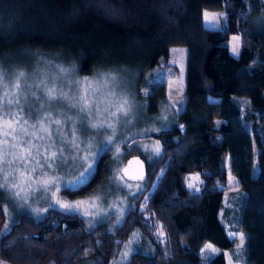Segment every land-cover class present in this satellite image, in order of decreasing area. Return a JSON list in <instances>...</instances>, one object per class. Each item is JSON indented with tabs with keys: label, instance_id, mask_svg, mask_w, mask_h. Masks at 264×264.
<instances>
[{
	"label": "trees",
	"instance_id": "1",
	"mask_svg": "<svg viewBox=\"0 0 264 264\" xmlns=\"http://www.w3.org/2000/svg\"><path fill=\"white\" fill-rule=\"evenodd\" d=\"M204 9L224 10L222 26H205ZM262 16V0H0V63L43 56L75 65L76 74L127 69L136 89L148 90L150 112L166 95L154 70L172 65L171 46L187 49L184 107L170 125L143 136L159 141L161 155L122 223L113 231L106 221L86 228L78 214L56 208L7 223L0 190V260L117 264L139 228L154 251L133 252L124 264H226L223 250L238 243L230 230L246 236L241 264H264V26L256 23ZM232 33L241 36L238 56L231 54ZM106 155L92 179L68 195L101 183ZM228 169L239 184L231 193ZM205 243L221 251L207 257Z\"/></svg>",
	"mask_w": 264,
	"mask_h": 264
},
{
	"label": "rangeland",
	"instance_id": "2",
	"mask_svg": "<svg viewBox=\"0 0 264 264\" xmlns=\"http://www.w3.org/2000/svg\"><path fill=\"white\" fill-rule=\"evenodd\" d=\"M205 13H207L209 21L214 22L219 27L222 26L225 20L224 10L204 9L203 10V23L205 26L214 27L213 23L205 22ZM234 36H240L239 33H232L229 38V46L231 47L236 43L233 40ZM241 37V36H240ZM241 46V41H240ZM170 58L169 62L172 64L169 67L161 66L156 68L153 72V80L166 83V95L158 105L157 112L149 111V98L148 90L136 89L135 74L127 69L121 70H101L92 72L89 74H76L72 71L68 74V78L74 80H83L87 77L89 80L95 82L100 79L101 73H111L116 77V91L126 95L132 102L131 113L128 117H122L119 122L115 120L106 121V113L102 116H96L95 114L90 117L92 122L99 123L101 121L111 122L115 126V132L111 129H87L81 130L77 133L76 142L80 145L78 153H65L66 155L77 156L75 161H70L67 166H53L51 169L45 168L43 171L37 170L35 173L29 172V169L25 168L22 164L14 165L18 167L19 171L25 173L20 175L16 173L14 177H10L11 183H17L18 188L16 190H9L7 188L0 189L3 192V204L6 213V222L14 220L19 214L25 213L33 216L36 219L42 218L46 212L51 208H56L63 212L56 201L61 204H73L78 206V215L82 217L86 228H91L99 222H108V227L111 231L115 230L123 221L126 213L129 209L134 207L139 195L145 190L147 181L133 182L124 179L120 170L125 164L127 158L132 155H139L146 163L147 171H149L156 160L161 155V146L159 141L154 138L145 139L146 136L152 132H158L162 128L167 127L172 118V114L177 113L183 109L185 104L186 92H185V68H186V56L187 49L184 45H174L169 48ZM15 62H7L9 65H2L3 70L10 75L17 71H25L28 75V84H33L32 91L36 92V95L40 97V100H36L27 87L24 86V81H21L22 88L19 94L20 105H25L24 96H27V104L35 105L39 108L40 103H44L45 107L40 110L39 115H28L27 107H24V111L21 112L20 107H13L11 109L0 110V144L3 143L5 138L8 139L9 144L13 143L12 136H16L19 140L23 137V133L20 131V125H15L16 131L8 129L12 132V136L5 137V129L3 121L13 120V115H4V113L19 114L23 119L20 123L23 124L24 120H27V124H23L28 129L29 133H35L37 136L44 135L39 131V124L37 121L46 113L51 112L53 119H61L64 117L57 115L56 109L59 108L65 112L68 116H72L74 119L78 117V113L75 110H68L67 106L56 105L49 107L44 98L43 93L35 88V82L39 81L42 77L40 73H46L48 76H61L62 74L55 67L56 65L68 68L67 64L61 63V61L53 60L46 57H36L30 60H14ZM47 62H51L49 65ZM173 64L177 65L173 66ZM69 69V68H68ZM52 81L49 80L48 87H52ZM60 81L56 82V87L60 88ZM95 86V83L93 84ZM84 87H88L87 84ZM112 85L109 84L108 89L111 90ZM11 82H9V91H11ZM66 92H71V89L64 87ZM4 89L0 87V96L3 95ZM144 93H148L145 95ZM11 98V97H10ZM211 99V98H210ZM167 119H164V118ZM130 121V123H129ZM47 121L45 124L47 125ZM36 124V128H32L31 125ZM170 125V124H169ZM72 125L65 124L64 131H69ZM52 130H55L53 125ZM113 137L111 143L108 142V137ZM69 139L71 135L69 134ZM24 140H31L33 144L38 141L32 137H23ZM23 144V141H21ZM44 146V142H40ZM59 144V141H57ZM26 147V144H23ZM101 148H110L106 151H101L99 157L95 159V169L100 157L106 155V169L105 176L101 183L93 190L84 195H68L69 192L78 189L82 185H71L69 182L73 181L80 172L84 171L88 165L93 164V157H95L97 151ZM159 148L160 152L157 155L155 149ZM147 149V150H146ZM52 150H55L53 148ZM35 153V150H33ZM94 169V172H95ZM11 171V169H9ZM228 187L225 188V193H231L238 189L239 184L236 177L231 174L228 169L227 172ZM49 181L46 187H41L39 182ZM3 182L2 175H0V183ZM193 182L194 179H193ZM22 190V191H21ZM15 191H21V197L14 195ZM65 191V192H64ZM68 192V193H67ZM26 195V199L23 197ZM230 232L242 233L236 230H230ZM239 244V240L237 239ZM207 245H211L216 249V253L220 252L215 246L209 243H205L202 247L204 251L202 253L209 257ZM141 251L144 253H152L154 246L149 239L142 233L139 228L133 230L123 247L117 264H124L133 252ZM226 264H241L243 258V249L239 254L237 249L233 251L223 250ZM213 255V254H212ZM5 264H8L5 262ZM90 264H93L91 262Z\"/></svg>",
	"mask_w": 264,
	"mask_h": 264
},
{
	"label": "snow or ice",
	"instance_id": "3",
	"mask_svg": "<svg viewBox=\"0 0 264 264\" xmlns=\"http://www.w3.org/2000/svg\"><path fill=\"white\" fill-rule=\"evenodd\" d=\"M262 3H264V0H262ZM205 22L213 23L214 27H219V25L209 21L207 13H205ZM256 23L264 26V16L258 17ZM233 40L236 41V43L231 47V54L238 56L241 52V37L234 36ZM47 63L49 65L51 64V62ZM55 67L62 75L50 77L46 73L41 72L40 75L42 78L35 82V88L43 93L49 107L66 105L68 110H75L78 113V117L74 119L59 108L56 109V112L57 115L64 117L63 120L53 119L52 113L46 112L37 121V124H39V131L44 133V135L37 136L35 133H29L28 129L23 126V124L28 123L27 120H24L23 124L20 123L23 118L19 116V114L4 113V115L14 116L13 120L5 119L3 121L5 137L12 136V132H9L8 129H12L14 132L16 131L15 125H20V131L23 133V137H32L38 142L33 144L30 139L24 140L23 137L18 140L16 136H12L13 143L11 144H9L7 138L3 140V143L0 144V175H2L3 178V182L0 183V189L7 188L9 190H16L18 188L17 183L10 182V177H14L16 173L20 175H24L25 173L20 172L19 168L14 167V165L22 164L25 168L29 169V172L35 173L37 170L43 171L45 168L51 169L54 165L67 166L70 161H75L77 156L66 155L65 153L79 152L80 145L76 140L77 133L81 128L84 130L104 128L111 129L115 132L113 123L105 121L99 123L92 122L90 120L92 115L102 116L106 113V121L115 120L119 122L122 117L126 118L131 113L132 102L126 95L116 91V77L113 74L101 73L99 74L100 79L95 82L89 80L87 77L83 80H74L68 78V74L75 69V65H73V69L63 68L59 65ZM27 80L28 75L25 71L20 70L10 75L8 72L4 71L2 65H0V87L4 89L3 95L0 96V110L20 107L21 112H23L24 107H27L30 117L39 115L40 110L45 107L44 103H40L39 108H37L35 105L27 104L28 97L24 96L25 105H20L18 97L22 88L21 81H24V86L27 87L31 96L38 101L40 100L36 92L32 91L33 84H28ZM49 80L52 81V87H48ZM57 81L61 83L60 88L56 87ZM9 82H11V91H9ZM94 83L95 86H93ZM85 84H87L88 87H84ZM109 84L112 85L111 90L105 91L108 89ZM64 87L71 89V92L64 91ZM144 94L147 95L148 93ZM164 119L167 118L165 117ZM45 121L48 122L47 125ZM65 124L72 125L71 129L67 132L64 131ZM53 125L55 126L54 131L52 130ZM36 126V124L31 125L32 128H36ZM69 134L71 135V139L68 138ZM112 139L113 137H108L109 144ZM21 141L27 146L24 147ZM57 141H59V144H57ZM40 142H44V146H42ZM53 148H55V150H52ZM33 150H35V153ZM106 150L110 151V148L99 149L95 157H93V164L88 165V167L80 172L73 181L69 182V186L87 184L94 176L95 159L99 157L101 151ZM159 152L160 149L156 148L155 153L158 155ZM9 169H11V171H9ZM142 178L143 177H140L139 179ZM37 183H39L41 187H46L49 181H38ZM187 187L194 193L199 192V189L195 188L192 183H188ZM21 191H15L14 195L21 197ZM23 198L26 199V195ZM56 204L69 214H78V206L76 205L67 203L61 204L59 201H56ZM228 235L231 240H239V244L236 245L237 253L239 254L240 250L245 248V234L230 232ZM206 248L209 250V257L216 252V249L212 248L211 245H207ZM201 251H204V249ZM0 264H5V262L0 260ZM229 264H231V261H229Z\"/></svg>",
	"mask_w": 264,
	"mask_h": 264
},
{
	"label": "water",
	"instance_id": "4",
	"mask_svg": "<svg viewBox=\"0 0 264 264\" xmlns=\"http://www.w3.org/2000/svg\"><path fill=\"white\" fill-rule=\"evenodd\" d=\"M124 179L133 182H143L147 178V166L139 155H132L126 159L120 170ZM143 177L142 179H139Z\"/></svg>",
	"mask_w": 264,
	"mask_h": 264
}]
</instances>
